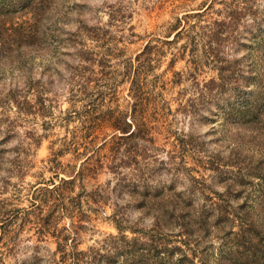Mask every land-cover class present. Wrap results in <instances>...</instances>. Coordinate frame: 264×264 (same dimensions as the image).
Returning a JSON list of instances; mask_svg holds the SVG:
<instances>
[{
  "label": "rangeland",
  "instance_id": "1",
  "mask_svg": "<svg viewBox=\"0 0 264 264\" xmlns=\"http://www.w3.org/2000/svg\"><path fill=\"white\" fill-rule=\"evenodd\" d=\"M76 1L84 4V28L96 29L79 34L63 53L47 49L30 57L32 85L21 106L28 112L17 107L23 96L4 99L9 86L24 85L18 72L8 70L2 79L0 264H139L138 247L121 245L137 234L117 229L116 210L124 225L147 231L160 214L167 238L179 222L196 233L191 246L218 264L228 235L212 214L225 205V180L237 169L221 163L233 158L235 146L260 153L230 139L219 110L226 96L208 94L205 83L219 81L222 66L246 71L252 63L257 70L264 0ZM242 8L237 29L220 44L213 41L212 21ZM69 22L67 29L77 30ZM119 115L145 122L147 134L127 136L137 132L134 124L127 132L114 128ZM260 165L264 175V160ZM56 185L59 190L47 189ZM262 186L264 177H256L229 200L239 212L246 194L245 208L264 226ZM164 210L176 225L164 226ZM175 238L170 244H181Z\"/></svg>",
  "mask_w": 264,
  "mask_h": 264
},
{
  "label": "trees",
  "instance_id": "2",
  "mask_svg": "<svg viewBox=\"0 0 264 264\" xmlns=\"http://www.w3.org/2000/svg\"><path fill=\"white\" fill-rule=\"evenodd\" d=\"M65 1L67 0H0V90L5 88L2 79L5 78L6 71L16 70L18 78L24 85L19 87L16 83L9 86L4 94V99L13 101L17 100V97L23 96L22 99L17 100V107L25 109L26 112L29 110L21 106L26 102L23 94L28 92L32 85L28 62L30 57L47 49L63 53L66 46L77 43L76 39L79 34L91 33L96 29H86L82 25L84 16L79 8L84 5L83 3L72 0V6L66 7ZM242 9L231 10L227 15V20L225 17L222 20H213L209 29L210 38L217 44L226 40L237 29L239 21L245 15L246 9ZM71 20L78 24L77 30L73 32L65 26ZM257 35L255 34V36ZM258 49L263 51L258 52L257 70L252 67L251 62L246 71L239 65L234 68L222 66L219 71V81L211 78L205 83L208 94L214 93L213 96L216 98L226 96L222 106H219V110L231 133L230 139L236 140L239 146L248 144L255 147V150L260 153L257 155L251 151L247 152L248 154H243L241 150H236L241 148L235 146L231 149L233 158L221 163L236 166L237 169L231 170L226 177L230 181L225 180L227 194L225 193L222 200L225 205H218L212 214L217 217L213 221L226 223L222 229L224 234L228 235V247L219 254L218 264H264V226L260 225L245 208L246 194L237 202L240 208L239 212L233 209L234 206L229 200L230 197L235 199L240 197L244 187L247 188V185L252 184L254 178L264 177L260 165L264 160V35L259 42ZM240 76L245 81H240ZM22 88L24 91H21ZM132 124L137 132L134 133L132 130L127 136L135 138L139 132L147 134L148 129L145 122H137L134 115L130 120H127L125 116H115L111 122L114 128L122 132H127ZM1 152L3 153V148H0ZM62 181L72 182L64 179ZM236 186L237 188H235ZM47 189L53 192V190H59V185ZM232 191H234V195L231 194ZM258 206L264 217V186L260 191ZM118 211L113 213L117 229L123 231V228L129 227L133 233L137 234L131 238L125 236L126 242L121 245L126 248L138 247L137 251L140 253H138L139 260L137 262L139 264H209L204 249L200 250L198 246H191L192 236L196 233L187 230L179 222L178 232L172 233V230H169L167 235L170 237L167 238L163 229L159 231L160 214L154 215L153 227L147 231L139 228L137 223L124 225L123 221L127 219L123 214L118 215L120 213ZM163 214L166 215V219L165 215H161L166 223L165 227H169L170 222L172 225L177 224L171 220L173 212L164 210ZM234 225L237 226L236 230L233 229ZM176 235L180 237L179 241L184 247L181 244H170L176 239ZM142 239L145 240L142 241ZM127 242H130L131 245L125 246ZM57 251L64 253L66 245L59 241ZM136 252L130 253L135 254Z\"/></svg>",
  "mask_w": 264,
  "mask_h": 264
}]
</instances>
